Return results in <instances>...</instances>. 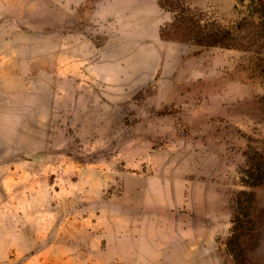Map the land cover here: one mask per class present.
I'll list each match as a JSON object with an SVG mask.
<instances>
[{"label":"rangeland","instance_id":"374dc122","mask_svg":"<svg viewBox=\"0 0 264 264\" xmlns=\"http://www.w3.org/2000/svg\"><path fill=\"white\" fill-rule=\"evenodd\" d=\"M248 5L0 0V264H234L264 55L202 45L193 24L249 37ZM253 189L241 240L264 264Z\"/></svg>","mask_w":264,"mask_h":264},{"label":"trees","instance_id":"16d2710c","mask_svg":"<svg viewBox=\"0 0 264 264\" xmlns=\"http://www.w3.org/2000/svg\"><path fill=\"white\" fill-rule=\"evenodd\" d=\"M251 25L249 37L239 38L230 27L201 21L196 26V40L205 46L220 47L225 49L241 48V40L248 45H253L264 55V0H249ZM242 29V28H240ZM244 30V29H243ZM252 41V42H250ZM242 182L246 189L239 192L236 198V212L232 220L231 235L226 243V248L234 264H248L241 234L244 223L252 221L256 194L254 187L264 183V154L256 155L242 174Z\"/></svg>","mask_w":264,"mask_h":264}]
</instances>
